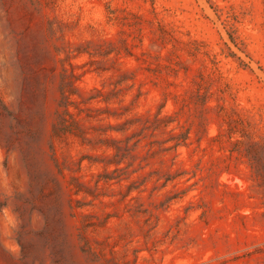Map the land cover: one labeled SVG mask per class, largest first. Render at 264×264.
Returning a JSON list of instances; mask_svg holds the SVG:
<instances>
[{
    "label": "rangeland",
    "instance_id": "1",
    "mask_svg": "<svg viewBox=\"0 0 264 264\" xmlns=\"http://www.w3.org/2000/svg\"><path fill=\"white\" fill-rule=\"evenodd\" d=\"M72 72L81 96L102 91L89 106L130 108L81 124L136 119L107 136L139 142L106 165L112 149L55 140L63 178L50 136ZM158 113L173 121L142 131ZM237 140L264 145V0H0L2 264H264V190ZM48 171L88 193L33 208L29 176Z\"/></svg>",
    "mask_w": 264,
    "mask_h": 264
},
{
    "label": "trees",
    "instance_id": "2",
    "mask_svg": "<svg viewBox=\"0 0 264 264\" xmlns=\"http://www.w3.org/2000/svg\"><path fill=\"white\" fill-rule=\"evenodd\" d=\"M79 79V76H76L73 72L70 74L64 73L61 77L60 83V98L57 104V110L55 112V118L51 129V145L50 149L52 151V161L54 162V167L56 168V173L64 178L63 169L64 167L60 166L56 159L55 147L53 142L55 140L62 142L66 139L72 137L76 138L81 145H87L93 149L104 147L105 149H112L114 151L113 160H108L106 165L109 164H120L127 155L137 146L139 140H136L131 146H129V140L133 137H138L139 134H133L130 137H126L124 140H118L114 137L107 136L108 131H118L125 132L128 129V126L133 125L137 120L130 119L125 120L122 124L113 126L108 124L105 127H84L81 124L82 120H86L91 122L92 120H101L99 117L103 113H106L107 117H120L124 113L130 110L129 107H123V112L116 113L111 112L108 109H100L93 108L89 106L91 101L98 99V97L102 96L103 93L101 90L93 88L91 89V94L87 97H83L80 95L78 87L75 85V81ZM125 76L123 75L120 81L125 80ZM74 95H78L79 100L73 99ZM101 101L108 103L109 98L103 97ZM70 107H73L75 111H71ZM84 114V116H82ZM18 121V118H15ZM173 121V117L171 115H165L163 117H159V113L155 115L154 119L150 121L149 119L143 122L142 131L144 130H161L165 128L169 123ZM93 130L96 133V136L91 137L90 131ZM189 131L186 130L183 133L178 135H173L170 140L175 141L173 145L163 148L162 150L175 149L180 145H185V141L188 139ZM235 146L238 151H241L245 157L248 158L249 165L253 172V179L257 182L258 187H262L264 190V145L247 141L242 142L237 140L235 142ZM241 146H244L243 150H239ZM88 159L90 162H98L100 160H96V158H92L90 156H82L79 159L78 165L81 164L83 159ZM25 159H28L25 157ZM30 175V174H29ZM30 183L28 193L31 196L30 203L34 205L33 208L38 207V200L45 198L47 196H56L57 194L67 191L69 196V201L78 202L77 200H73L71 195H79L80 193H88L89 188H87L84 183H81L79 178L76 176H70L69 180H64L60 182L56 177L55 173L52 171H48L44 174V178L39 180L35 174L29 176ZM102 179L109 180V176H103ZM6 205L5 201H0V209ZM70 208L71 204H69ZM19 209V208H18ZM18 211V217L22 219V213ZM23 227H21L22 229ZM37 235H40L37 234ZM22 236V232L18 233V241L20 243V237ZM81 240L84 241L82 246L83 252L92 251V247L88 244V242L81 237ZM21 245V249L24 253V247ZM8 257L7 253L0 247V264L1 260H6Z\"/></svg>",
    "mask_w": 264,
    "mask_h": 264
}]
</instances>
